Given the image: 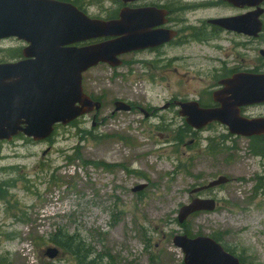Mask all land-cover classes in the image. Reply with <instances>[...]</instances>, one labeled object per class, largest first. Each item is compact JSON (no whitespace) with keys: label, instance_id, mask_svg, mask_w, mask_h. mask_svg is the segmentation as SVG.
I'll list each match as a JSON object with an SVG mask.
<instances>
[{"label":"rangeland","instance_id":"obj_1","mask_svg":"<svg viewBox=\"0 0 264 264\" xmlns=\"http://www.w3.org/2000/svg\"><path fill=\"white\" fill-rule=\"evenodd\" d=\"M223 1L163 0L172 29L185 32L163 48L157 62L151 53H139L122 56L118 68L90 69L83 88L101 101L99 112L58 126L48 141L19 136L1 145L0 193H6L0 197L1 264H79L63 251L53 260L45 255L58 230L90 246L95 255L88 261L98 255L97 264H184L173 239L185 233L218 239L243 264H264V189H256L264 179V159L251 151L255 144L264 153V142L230 135L220 124L194 132L176 108L163 110L174 100L211 104L221 79L212 72L221 60L227 70L264 72V29L247 49L228 51L227 42L212 43L226 55L192 41L213 38L194 31L209 20L249 12ZM185 3L195 9L188 12ZM80 5L97 19L123 7L120 0H81ZM24 46L16 39L0 41V63L15 61L12 51ZM116 101L131 103L135 111L113 113ZM141 110L154 113L146 117ZM252 112L264 116V105ZM219 177L229 182L201 194L216 201V210L180 226V208L197 197L191 192Z\"/></svg>","mask_w":264,"mask_h":264},{"label":"water","instance_id":"obj_2","mask_svg":"<svg viewBox=\"0 0 264 264\" xmlns=\"http://www.w3.org/2000/svg\"><path fill=\"white\" fill-rule=\"evenodd\" d=\"M129 3L139 0H122ZM235 7L257 8L235 18L210 21L223 29L257 37L262 31L260 7L264 0H226ZM165 12L153 9H122L116 20L90 18L71 3L56 0H0V40L15 38L26 44L23 60L0 64V143L12 141L20 134L35 142L47 140L56 125L67 126L84 115L99 112L102 105L92 100L83 89V74L99 64L112 68L122 65L119 57L171 41L176 33L151 31L164 24ZM161 19L155 22V18ZM157 19V20H158ZM109 39L78 46L90 41ZM225 89L218 109H200L198 104H181V116L195 129L218 122L230 134L242 137H264V118L246 119L240 108L264 103V75L240 74L222 82ZM129 112L131 107L115 103L116 112ZM219 177L195 189L198 193L227 184ZM141 189V188H138ZM213 199H195L179 210L178 221L199 212H213ZM173 244L184 253V264H242L209 237H174ZM60 251H45L55 259Z\"/></svg>","mask_w":264,"mask_h":264},{"label":"flooded vegetation","instance_id":"obj_3","mask_svg":"<svg viewBox=\"0 0 264 264\" xmlns=\"http://www.w3.org/2000/svg\"><path fill=\"white\" fill-rule=\"evenodd\" d=\"M161 3L163 4V0H162V2H161V0H142V1H139V2H134V3H130V4H124V7L129 8V9H153V10H155V12H158L160 10L161 11H163V10L166 11L167 15H166L164 24L153 26V27H151L150 30L151 31H157V30H160V29L173 30V31H175L177 33L176 37L173 40H171L170 42L166 43V44L159 45V46L148 47V48H145V49L140 50V51H134V52H131L129 54H126L125 56L131 55V54H136L137 55L139 53H151V55L155 56V58L152 61L156 60L155 62H157V59L160 57V52L163 50L164 47H166V46H168L170 44L172 45L173 43H175L176 41L181 39L180 35L185 32V29H182L180 31L177 30L176 28L172 29V26L170 25L172 23V21L168 18L169 11H168V9L166 7L162 6ZM182 3L183 2L180 1L181 5H183ZM207 3L210 4L211 2L209 1ZM188 5L189 4H187V3L184 4V6H187L186 10L188 12H190L192 9H195L194 4H190L191 5L190 7H188ZM197 9H199V8H197ZM181 10L186 12L184 9H181ZM157 19L158 18L154 19L155 20L154 23H156L157 21L159 22L161 20V19H158V20ZM206 24H207L206 28H198V29H195L194 31H195L196 35H198V36H203V35H206V34L209 33V34H211L213 36V38L211 40H209V41H196V40H192V41H195V43H197V44H204V45H208V46L214 47L215 50H218V51H220V53H222V54L224 53L225 55H226V51L227 50L223 49L219 45H214L212 43L224 42L225 41L228 44H230L229 45L230 49H228V51H230L232 48L236 49L237 47H240V48L245 47L247 49L250 45L256 44L258 42L259 38H260V36L259 37L244 36L243 34L238 33V32L222 29V28H220L218 26L210 24L209 22H207ZM223 34H225L224 37H222ZM232 36H234V37H236V36L237 37H244V41L243 42L242 41L241 42H234V41H232V39H233ZM185 40L186 39H182V42L185 43L186 41H189V39L186 40V41ZM261 55H263V57H264V54L261 53ZM229 56H230V54H227L226 57H229ZM218 64L220 65V69L219 70H215L212 73H213L214 76H218L221 79L218 80V86L216 87V89L211 94V104L203 105V104L200 103V99L189 100V101L174 100L172 102H167L165 104V106L163 107V110H170L171 108L174 107V108H176V110L179 111L178 113L180 115V111L182 110L181 104L182 103H186V102H194V101H196L198 103L200 108H204V109H214V108L217 109V108H220L221 104L218 103L217 100H221L223 98L222 97V91L224 90V85H222L223 81L229 80V79H231L234 76L239 75V74H264V72H260L258 69H255V68L247 69V68H242V67L240 68V66H238L239 68H234V69L227 70V62H226V60H221ZM166 71H169V70L166 69ZM162 77H164V75ZM129 104L132 106V111H135L134 106L131 103H129ZM256 106H259V105L258 104H254V105H247V106L241 107L240 108L241 115H244L246 118L257 117V116H254V113L252 112L253 108L256 107ZM140 112H142V111H140ZM153 113L154 112L152 111L151 113L145 112L144 114L146 115V117H148V116H152ZM183 119L185 120L186 126H188L192 131H194V132L198 131V130H195L194 128H192V126H190L186 122L185 118H183ZM214 124H218V123H213V124L203 128V129H201L200 131H203L204 129L209 128V127H211Z\"/></svg>","mask_w":264,"mask_h":264},{"label":"trees","instance_id":"obj_4","mask_svg":"<svg viewBox=\"0 0 264 264\" xmlns=\"http://www.w3.org/2000/svg\"><path fill=\"white\" fill-rule=\"evenodd\" d=\"M58 1L72 2L80 10L84 11L82 9V6L80 5L81 0H58ZM113 1L115 3L119 2V0H113ZM116 15H117L116 12H112L111 14L108 15L109 17L107 19H112L116 17ZM11 56H12V59H15V60L21 59L22 50L16 49V51L15 50L12 51ZM252 141H254V143L256 144H262V142H264V139L263 138H253ZM256 146L257 145L253 144V146L251 147L252 153H254L257 156H261L264 159L263 151H261L260 149H258L257 151V149L255 148ZM257 188L264 189V179L258 180V185L256 189ZM0 191L4 192L1 186H0ZM4 195H6V193ZM4 195H1L0 193V197H4ZM215 240L219 242L218 239H215ZM49 242H51L54 246L58 247L61 251L70 254L79 264H97V261L99 262L102 259L100 257H97L98 256L97 255L94 259H92L91 261H88V259L91 256L95 255V252L91 249L90 246H88L86 243H83L81 239H78V236L75 234H69L62 230H58L56 233L50 236ZM227 251L230 252L229 250Z\"/></svg>","mask_w":264,"mask_h":264}]
</instances>
